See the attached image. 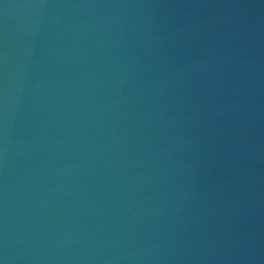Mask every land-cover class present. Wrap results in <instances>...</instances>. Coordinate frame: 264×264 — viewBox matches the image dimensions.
<instances>
[{"label":"water","instance_id":"water-1","mask_svg":"<svg viewBox=\"0 0 264 264\" xmlns=\"http://www.w3.org/2000/svg\"><path fill=\"white\" fill-rule=\"evenodd\" d=\"M0 264H264V0H0Z\"/></svg>","mask_w":264,"mask_h":264}]
</instances>
